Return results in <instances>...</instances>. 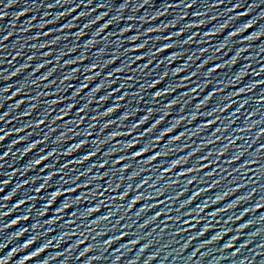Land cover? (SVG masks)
Returning a JSON list of instances; mask_svg holds the SVG:
<instances>
[{
  "label": "water",
  "instance_id": "water-1",
  "mask_svg": "<svg viewBox=\"0 0 264 264\" xmlns=\"http://www.w3.org/2000/svg\"><path fill=\"white\" fill-rule=\"evenodd\" d=\"M0 17V262L264 264V0Z\"/></svg>",
  "mask_w": 264,
  "mask_h": 264
},
{
  "label": "snow or ice",
  "instance_id": "snow-or-ice-1",
  "mask_svg": "<svg viewBox=\"0 0 264 264\" xmlns=\"http://www.w3.org/2000/svg\"><path fill=\"white\" fill-rule=\"evenodd\" d=\"M0 18H2V17H0ZM235 35V34H234ZM95 67V66H94ZM81 91H83V89H81ZM159 95H161V93H157V96H159ZM114 109V108H113ZM113 109H109V112H111ZM106 115H107V113H106ZM0 119H2V117H0ZM157 123H160L159 121L157 122ZM168 131L169 132H171L172 131V129H168ZM0 139H3V137H0ZM176 139L177 140H179L180 139V137L178 136V137H176ZM81 145H78V147H80ZM35 147V146H34ZM142 155V153H140V152H137V153H135V156L136 157H139V156H141ZM87 158V157H86ZM157 157H153L152 159L154 160V159H156ZM45 159H47V158H45ZM36 163L37 164H40L41 163V161L40 160H37L36 161ZM117 163H120V161H117ZM176 163L177 164H179L180 163V161H176ZM100 167H104V165H101ZM49 179H51V177H49ZM139 198L140 197H137V200H139ZM136 203V201H133V204H135ZM107 219V218H106ZM13 223H16L15 221L13 222ZM32 242L31 241H29V244H31ZM26 247H27V245H26ZM227 247H231V245H228ZM41 251H43V250H41ZM34 255H36L35 253H34ZM0 264H3V262H0Z\"/></svg>",
  "mask_w": 264,
  "mask_h": 264
}]
</instances>
